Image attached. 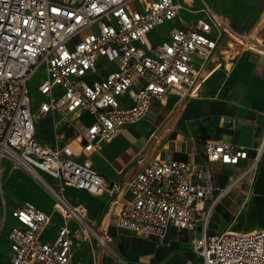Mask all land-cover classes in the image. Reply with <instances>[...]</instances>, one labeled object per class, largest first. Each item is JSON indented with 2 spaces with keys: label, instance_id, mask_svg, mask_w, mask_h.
I'll return each instance as SVG.
<instances>
[{
  "label": "built area",
  "instance_id": "built-area-1",
  "mask_svg": "<svg viewBox=\"0 0 264 264\" xmlns=\"http://www.w3.org/2000/svg\"><path fill=\"white\" fill-rule=\"evenodd\" d=\"M180 9L176 0H0V163L23 170L52 199L51 213L28 202L8 209L0 181V237L11 219L3 240L7 264H129L112 244L105 216L95 219L84 204L69 203L65 187L107 197L118 230L155 238L170 229L192 232L199 262L183 264H264V228L208 233L213 209L229 190L218 187L208 164L247 160L237 182L258 168L261 148L250 158L247 148L208 140L205 162L197 164L160 157V134L153 133L124 180L112 183L87 157L141 120L154 99L177 97L159 130L174 128L182 107L223 64L208 68L221 44L264 54V41L235 31L207 4L194 21L151 40ZM41 69L40 101L32 107L30 84ZM84 112L93 121L78 135L81 160L68 144L49 148L36 139L35 117ZM54 215L60 222L46 238Z\"/></svg>",
  "mask_w": 264,
  "mask_h": 264
},
{
  "label": "crops",
  "instance_id": "crops-1",
  "mask_svg": "<svg viewBox=\"0 0 264 264\" xmlns=\"http://www.w3.org/2000/svg\"><path fill=\"white\" fill-rule=\"evenodd\" d=\"M176 1L181 6L177 18L173 22L167 23L162 28L164 31L158 35L151 32L150 35L154 36V40L166 38L168 30L173 27L186 26L194 21L204 4L213 7L225 16L233 29L240 32L239 17H236L234 13V0H222L225 4L223 9H218L217 6H213L206 0ZM263 21L264 14L262 13L255 24L247 30V33L252 32L254 35L256 34L257 39L260 36L264 39ZM223 55L217 54L215 61L208 65V68H211L217 60L223 59V64L210 74L200 88L198 97L189 100L179 111L174 128L164 132L159 130L165 121L167 112L175 106L177 97L168 95L162 99H154L149 111L141 120L133 125L119 128L110 139L103 143L100 153H90L87 157L94 169L109 183H112L124 180L131 169L135 155L147 145L153 133L155 135L160 134L157 143L160 157L185 162L194 161L197 164L205 162L204 144L208 140L247 148L250 158L253 157L257 149L261 148L258 168L237 182L235 181L242 176L246 169L247 160H242L237 166L220 163L208 164V168L217 176L218 187L220 189L229 188L225 196L216 203L211 217L219 211L220 202L233 194L232 198L238 204L237 213L242 206H246L240 214L242 222L231 225L235 219L233 215L230 223L222 229H224L223 231L227 229L249 231L255 228H264V223L257 224L251 221L252 218H264V213H261V216L258 214L259 204L264 202V54L243 50L235 56ZM102 74L106 75V72ZM34 121L35 137L39 143L49 148L68 144L77 155L78 160L83 158L82 156L78 157L81 153L78 135L82 128L93 121L91 115L85 112L76 115L52 113L42 119L35 117ZM12 170L14 172L10 176ZM3 179L8 189L10 188L17 196V202L12 204H8L5 199L8 209L20 207L28 202L44 212L51 213V197V205H45L35 197L27 194L23 196L20 190L23 184L28 185L30 183L35 189L38 186L27 173L12 167L6 160H2L0 163L1 184ZM49 182L56 184L52 180ZM62 193L69 203L73 205L84 204L88 209L89 216L98 220L105 216L110 224L109 234L111 236L119 238L121 235L131 233L118 230L113 225V215L107 214L109 202L107 197L95 196L71 187H65ZM59 222V216L54 215V221L46 229L44 237L52 238ZM170 233H174L176 240H186L191 251L190 242L194 236L192 232H178L175 229H170L166 235ZM208 233L216 234L211 233L209 227ZM4 246L5 251L1 253L0 264H7L5 243ZM122 249L124 248L121 247V251L118 249L117 251L129 264H150L149 259L153 258L151 255H147V258L126 255ZM191 253L192 256L190 257L176 261L171 260L167 264H183L187 260L198 263V259L192 251ZM83 255L87 260L88 254L85 252ZM104 264L111 263L108 259H104Z\"/></svg>",
  "mask_w": 264,
  "mask_h": 264
},
{
  "label": "rangeland",
  "instance_id": "rangeland-1",
  "mask_svg": "<svg viewBox=\"0 0 264 264\" xmlns=\"http://www.w3.org/2000/svg\"><path fill=\"white\" fill-rule=\"evenodd\" d=\"M206 1L212 4L213 6H217L218 9H223L224 8L223 5H225L224 1L222 0H206ZM234 5H235L234 13L236 17L237 16L239 17V23H240L238 26L240 32L239 31L238 32L241 34H246L247 30L253 24H255V22L260 17V15L262 13L264 14V0H234ZM164 26L165 25L158 27L154 32L158 35L159 33L164 31L162 29L164 28ZM262 26H264V21L262 22ZM150 39L154 40V36L150 35ZM258 40L262 42L264 39H262L260 36ZM228 46L230 45L221 44L220 47H222V49L218 50L217 54L219 56L223 54L234 56L236 53L244 50L242 47L240 48L239 46L238 47L235 46L237 51L234 52L231 51L232 49L227 50ZM41 78H43L42 69L39 70L33 76L30 84V90L33 96L32 107H36V105L40 101V95L37 92V84ZM40 121L43 122L42 120ZM13 172L14 170L11 171L10 176H12ZM31 179L34 180V182H36L38 187L35 189L33 185H30V183L28 185L23 184L22 188H20L21 192L23 193V196L27 194L29 196L39 199V201H42L45 205H51L50 194L48 193V191L38 181H36L32 177ZM1 187L4 191L5 199L8 204L17 202V196L15 195L14 192H12L10 188L8 189L4 179L2 181ZM232 197L233 194L224 198L220 202L219 211L214 213L213 216L211 217L208 226L209 231L211 233H216V234L222 233L224 230L222 228L230 223L232 219L231 216L233 215L235 216V219L231 225L242 222V218L240 217V214L244 210V208H246V206H242L237 213L236 207L238 204ZM258 212L260 216L261 213H264V202H261L259 204ZM258 218L256 219L252 218L253 220L251 221L257 224L264 223V218L261 217ZM10 223H11V219L7 221L3 234L0 237V257H1V253L5 251L4 242L3 241L1 242V240H4V236L6 232L11 228ZM241 232H246V231H241ZM111 241L112 244L115 246V248L118 249L119 251H121V247H123L124 249L122 250H124V253L126 255H130V256L132 255L142 258H147L148 257L147 255H151L153 258L149 259L150 264H167V262L171 260L176 261L179 259L192 256L187 241L184 239L176 240L174 233L167 234L162 238L144 237V236L136 235L134 233H129L126 235H121L119 238H115L111 236ZM156 260L159 261L157 262ZM87 264H92V263L89 260Z\"/></svg>",
  "mask_w": 264,
  "mask_h": 264
}]
</instances>
